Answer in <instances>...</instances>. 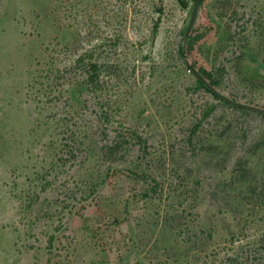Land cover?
Segmentation results:
<instances>
[{"label":"rangeland","instance_id":"obj_1","mask_svg":"<svg viewBox=\"0 0 264 264\" xmlns=\"http://www.w3.org/2000/svg\"><path fill=\"white\" fill-rule=\"evenodd\" d=\"M213 92L264 109V0H0V264H264V118Z\"/></svg>","mask_w":264,"mask_h":264},{"label":"trees","instance_id":"obj_2","mask_svg":"<svg viewBox=\"0 0 264 264\" xmlns=\"http://www.w3.org/2000/svg\"><path fill=\"white\" fill-rule=\"evenodd\" d=\"M201 1L202 0H200V2ZM202 33L203 32L185 35L183 38V44L186 45V47L188 49H191L192 46L194 45V43H196V41L202 37ZM80 55L76 59V61H79L80 64H82V67L84 68V72L86 74L83 78V85L93 87L98 83L99 64H98V62H96V60L91 61V54L87 55V54L83 53L82 56H80ZM196 74H197L196 80H195L196 85L198 87H202L208 91H211V89L205 84V80H204V79L208 78L210 81L209 82L210 84L214 83L211 80L212 76L210 75V72H207L203 68H198ZM213 95L215 98L220 99V101L225 103L227 106H229L233 109L239 110L242 113H249L248 110H246V109L235 106L229 102H224L217 93L213 92ZM261 116L264 118V114H261ZM133 135L137 138V141L139 143H142V144L145 143V140L140 135L136 134L135 132H133Z\"/></svg>","mask_w":264,"mask_h":264},{"label":"water","instance_id":"obj_3","mask_svg":"<svg viewBox=\"0 0 264 264\" xmlns=\"http://www.w3.org/2000/svg\"><path fill=\"white\" fill-rule=\"evenodd\" d=\"M199 1H200V0H195V9H196V7H197ZM193 18H194V12H193V14H192V16H191V20H190V22H189L188 29L190 28V26H191V24H192V22H193ZM194 74H195V76H197V74H196L195 72H194ZM205 84H206L209 88H211L213 91H215L212 87H210L209 84H207L206 82H205ZM219 96H220V98H221L224 102H229V103H231V104H233V105H235V106L241 107V108L246 109V110L251 111V112H255V113H259V114H264V109H262V108H259V107L253 106V105L244 104V103H241V102H237V101L231 100V99H229V98H227V97H225V96H223V95H221V94H219Z\"/></svg>","mask_w":264,"mask_h":264}]
</instances>
